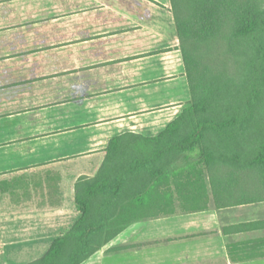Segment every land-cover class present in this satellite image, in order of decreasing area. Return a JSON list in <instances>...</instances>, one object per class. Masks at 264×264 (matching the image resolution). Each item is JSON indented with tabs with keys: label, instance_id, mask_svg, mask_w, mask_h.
<instances>
[{
	"label": "crops",
	"instance_id": "crops-1",
	"mask_svg": "<svg viewBox=\"0 0 264 264\" xmlns=\"http://www.w3.org/2000/svg\"><path fill=\"white\" fill-rule=\"evenodd\" d=\"M189 100L170 0H0V264L71 227L112 138L155 136ZM195 166L173 163L147 217L81 264H264V201L179 187Z\"/></svg>",
	"mask_w": 264,
	"mask_h": 264
},
{
	"label": "trees",
	"instance_id": "trees-1",
	"mask_svg": "<svg viewBox=\"0 0 264 264\" xmlns=\"http://www.w3.org/2000/svg\"><path fill=\"white\" fill-rule=\"evenodd\" d=\"M170 3L190 100L155 136L112 138L95 176L74 184L79 217L25 264H81L147 217L150 194L181 160L203 167L177 172L179 187H209L221 206L264 201V0Z\"/></svg>",
	"mask_w": 264,
	"mask_h": 264
},
{
	"label": "rangeland",
	"instance_id": "rangeland-1",
	"mask_svg": "<svg viewBox=\"0 0 264 264\" xmlns=\"http://www.w3.org/2000/svg\"><path fill=\"white\" fill-rule=\"evenodd\" d=\"M252 181H253V178H251V176H244L243 178H242V180L240 181V183H243V184H247V186H250L251 187V183H252ZM259 191V190H258ZM256 194H258V192L256 193Z\"/></svg>",
	"mask_w": 264,
	"mask_h": 264
}]
</instances>
